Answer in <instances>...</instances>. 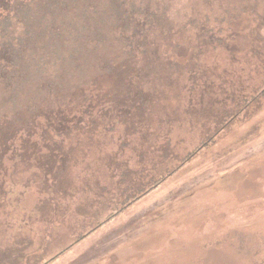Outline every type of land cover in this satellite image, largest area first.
I'll list each match as a JSON object with an SVG mask.
<instances>
[{
  "label": "trees",
  "instance_id": "obj_1",
  "mask_svg": "<svg viewBox=\"0 0 264 264\" xmlns=\"http://www.w3.org/2000/svg\"><path fill=\"white\" fill-rule=\"evenodd\" d=\"M260 3L0 0V165L49 135V150L42 155L49 171H38L49 195L32 220L39 216L45 226L3 247L0 264H39L40 259L50 264L213 148L261 105L264 87L250 96L252 91L240 85L252 81L244 73L247 66L264 64L263 52L254 49L251 60L242 61L244 45L237 46L264 41V0ZM214 54L224 61L207 63ZM204 83L219 86L200 89ZM229 96L231 103L237 98L239 108L223 117L220 98ZM93 146L97 153L91 156L87 149ZM79 149L86 150L79 157L84 167L90 157L106 175L81 182L90 198L60 202L55 184L69 166H79L73 154ZM49 172L52 178L46 180ZM15 173H7V190L23 188L21 202L35 186H19ZM1 195L0 209L19 204ZM98 201L108 202L111 210L102 220L95 218L104 209L95 213ZM82 205L86 211L74 218L73 239L52 252L49 237L63 208L70 216ZM91 221L95 226L84 231Z\"/></svg>",
  "mask_w": 264,
  "mask_h": 264
},
{
  "label": "rangeland",
  "instance_id": "obj_2",
  "mask_svg": "<svg viewBox=\"0 0 264 264\" xmlns=\"http://www.w3.org/2000/svg\"><path fill=\"white\" fill-rule=\"evenodd\" d=\"M237 46H243L239 49L242 61L251 60L249 53L254 49L262 50L264 55V41L238 42ZM205 59L207 63L224 61L223 56L215 54ZM244 73L252 81L247 87L240 85L243 91H252L249 92L252 96L263 89L264 64L259 68L249 65ZM168 85L174 86L171 81ZM218 86L204 83L199 87ZM160 91L161 88L157 89V93ZM224 99L220 98L222 116L236 113L237 98L232 103L231 96ZM261 102L250 116L245 114L241 122L224 133L213 148L205 150L151 194L121 211L50 264H264V98ZM48 136L44 133L43 140L37 138L35 148L0 165V195L19 203L0 209V260L5 258L3 247L14 246L20 235L33 236L32 231L45 226L39 216L32 220L40 209L38 203L49 195L47 189H42V175L38 172L49 171V160L42 156L49 150ZM87 150L91 156L97 153L94 146ZM81 152L86 150L73 151L78 164L81 162L79 166H69L55 184L54 192L60 202L78 203L81 198H90L84 194L81 182L89 176L104 179L106 175V169L97 168L90 157L84 167L86 163L79 160ZM11 170L16 171L12 178L19 180V186L30 183L36 187L29 189L21 202L22 197L18 196L23 188L18 193L7 190L11 185L7 173ZM52 175L49 172L46 180ZM98 202L95 213L101 206L104 209L95 218L102 220L111 210L108 202ZM18 207L24 209L20 214ZM76 209L69 216L63 208L59 225L49 237L52 252L73 239L74 218L84 217L82 212L86 211L83 205ZM8 218L11 220L6 223ZM24 218L32 223L24 224L21 221ZM4 225L8 231H3ZM91 226L95 222L91 221L84 231Z\"/></svg>",
  "mask_w": 264,
  "mask_h": 264
}]
</instances>
